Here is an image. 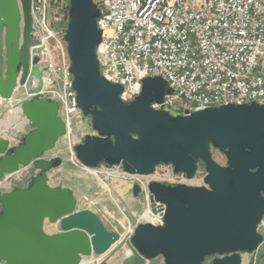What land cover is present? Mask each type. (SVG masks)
<instances>
[{
    "label": "water",
    "instance_id": "95a60500",
    "mask_svg": "<svg viewBox=\"0 0 264 264\" xmlns=\"http://www.w3.org/2000/svg\"><path fill=\"white\" fill-rule=\"evenodd\" d=\"M31 4L0 0L1 101L11 100L18 88L33 94L42 88L39 57L30 54ZM101 17L95 0H70L65 40L72 86L93 131L75 147L77 159L91 169L119 167L139 176L164 165L187 180L200 166L205 173L203 186L152 182V213L156 203L165 207L163 224H138L131 247L142 259L161 257L163 264H244V255L255 264L264 244V105L174 111L163 105L175 92L161 77L143 79L140 93L124 101V88L103 76L98 59ZM21 111L29 131L20 143L0 137V264H81L106 254L121 235L93 211L77 210L72 189L49 185V172L63 161L44 157L67 133L59 103L35 95ZM213 151L225 156V165ZM30 166L37 173L25 187L2 191L7 175ZM132 192L141 195L138 185ZM46 222L58 231L47 234Z\"/></svg>",
    "mask_w": 264,
    "mask_h": 264
},
{
    "label": "built area",
    "instance_id": "2783aa9c",
    "mask_svg": "<svg viewBox=\"0 0 264 264\" xmlns=\"http://www.w3.org/2000/svg\"><path fill=\"white\" fill-rule=\"evenodd\" d=\"M102 3L97 4L102 14L98 27L103 31L98 59L103 76L124 88L121 95L124 101L140 93L143 79L161 77L175 92L174 96L166 97L163 105L174 111L192 112L230 104L264 105V0H102ZM69 7L70 0H32L30 54L32 58L39 57L42 88L37 94L27 91V98L39 95L59 103L67 129L69 161L82 173L96 175L99 169L84 166L75 154L78 139L74 125L76 121H84L72 86L65 40ZM54 158L57 156L44 157ZM160 167L150 176L104 167L103 175L107 182L118 177L138 185L146 196L148 211L152 212L149 191L152 182L178 185L184 184L179 178L187 179L183 174L176 175L171 166ZM19 172L5 177L2 191L14 188L13 176ZM80 203L94 204L86 196L81 201L77 198V208ZM156 208L152 221L141 219L139 224L162 225L165 207L156 203ZM106 254L92 255L82 263H106Z\"/></svg>",
    "mask_w": 264,
    "mask_h": 264
},
{
    "label": "rangeland",
    "instance_id": "374dc122",
    "mask_svg": "<svg viewBox=\"0 0 264 264\" xmlns=\"http://www.w3.org/2000/svg\"><path fill=\"white\" fill-rule=\"evenodd\" d=\"M100 6L103 5L102 0H95ZM27 88H18L10 101L0 102V123L6 122L8 116L14 111H20L21 128L17 124L10 125L7 129L0 131V137H4L11 141L12 145L20 143L24 133L29 131L25 116L21 111L22 101L27 98ZM178 106L182 105L179 101ZM14 108V109H13ZM16 126V127H15ZM15 127V128H14ZM75 135L78 144L82 141L86 134L92 133V129L86 122H75ZM88 132V133H86ZM57 156L62 159V165L51 170L48 174L49 185L52 187H66L75 192L76 198L80 201L86 196L94 202L93 205L87 206L80 203L77 210H95L106 227L113 232H118L124 237L123 244H119L113 251L114 254H122V247L125 243L130 245V239L133 236L136 226L141 221V217L148 211V202L146 196L141 194L139 198L133 195L132 189L134 183L123 178L113 177L109 182L105 181L104 167L99 168V172L95 175L84 174L79 168H76L69 161L70 153L67 148V140L63 138L57 144L55 150L46 154L47 157ZM214 159L220 164H226V158L218 151H214ZM160 170L163 168H159ZM37 171L33 167L22 169L17 175H14V187H25L30 179L36 175ZM204 170L199 169L198 174L193 180H187L183 177L179 178L181 182L190 186H202L204 178ZM118 176V175H114ZM107 185V186H105ZM131 231V232H130ZM264 236V228L259 229ZM133 249V248H132ZM130 252H128L129 254ZM127 254V255H128ZM138 255V254H137ZM244 264H249L250 255H244ZM122 264H135L133 260H125ZM139 264H163L161 257L153 261L144 260ZM264 264V244L257 253L256 263Z\"/></svg>",
    "mask_w": 264,
    "mask_h": 264
},
{
    "label": "crops",
    "instance_id": "0c3cea01",
    "mask_svg": "<svg viewBox=\"0 0 264 264\" xmlns=\"http://www.w3.org/2000/svg\"><path fill=\"white\" fill-rule=\"evenodd\" d=\"M86 133H88V132H86ZM91 211H93L94 213L98 214V212L95 211V210H91ZM44 229H45V232L47 234H54V233H56L58 231L56 229V226L55 225H51V224H49L47 222H46V225H45V228ZM124 240H125L124 237L121 236V241L119 243H117L116 245H114L111 248L110 251H108V253L105 256L106 263L107 264H122L123 262H125V260H133V262L135 264H139L141 262H144V259H142L141 257H139L137 255V253L132 249L131 245H129L127 243H125L124 247H122V254L121 255L120 254H114V255H112L113 251L117 248V246L119 244H123ZM128 252H130V253L128 254Z\"/></svg>",
    "mask_w": 264,
    "mask_h": 264
},
{
    "label": "bare ground",
    "instance_id": "6f19581e",
    "mask_svg": "<svg viewBox=\"0 0 264 264\" xmlns=\"http://www.w3.org/2000/svg\"><path fill=\"white\" fill-rule=\"evenodd\" d=\"M19 113H20V111H14L12 114H10L8 116L6 122H4L2 124L0 123V131L2 132V130L7 129L10 125H13V124H15V125L17 124V126H19V128H21V124L18 125L19 124V120H20V114ZM152 218L153 217H152V212L151 211L146 212L141 217V219L145 220V221H152ZM82 264H89V262L88 261L87 262H83Z\"/></svg>",
    "mask_w": 264,
    "mask_h": 264
},
{
    "label": "flooded vegetation",
    "instance_id": "af4514ba",
    "mask_svg": "<svg viewBox=\"0 0 264 264\" xmlns=\"http://www.w3.org/2000/svg\"><path fill=\"white\" fill-rule=\"evenodd\" d=\"M31 43H32V41H31V38H30V46H31ZM3 46H4V45H3ZM32 83H33V80L31 79L29 86H31ZM200 168H202V167L200 166ZM200 168H199V169H200ZM202 170H203V168H202ZM197 174H198V173H197Z\"/></svg>",
    "mask_w": 264,
    "mask_h": 264
},
{
    "label": "trees",
    "instance_id": "16d2710c",
    "mask_svg": "<svg viewBox=\"0 0 264 264\" xmlns=\"http://www.w3.org/2000/svg\"><path fill=\"white\" fill-rule=\"evenodd\" d=\"M213 155H214V151H213Z\"/></svg>",
    "mask_w": 264,
    "mask_h": 264
}]
</instances>
